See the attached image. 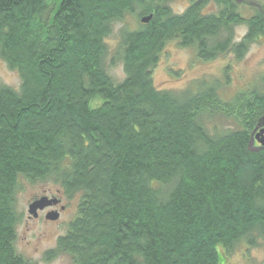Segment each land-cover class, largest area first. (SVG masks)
<instances>
[{"label":"trees","instance_id":"1","mask_svg":"<svg viewBox=\"0 0 264 264\" xmlns=\"http://www.w3.org/2000/svg\"><path fill=\"white\" fill-rule=\"evenodd\" d=\"M173 1L0 0V60L20 79L0 86V264H31L15 250L21 180L78 195L45 261L223 264L239 243L264 240V147L251 141L264 127V76L228 100L215 82L195 93L153 82L170 41L202 61L242 60L264 35V0H190L180 14ZM135 9L141 25L119 33L115 83L106 39ZM214 116L234 129L208 135Z\"/></svg>","mask_w":264,"mask_h":264},{"label":"rangeland","instance_id":"2","mask_svg":"<svg viewBox=\"0 0 264 264\" xmlns=\"http://www.w3.org/2000/svg\"><path fill=\"white\" fill-rule=\"evenodd\" d=\"M190 0H176L169 3L174 13H182L189 5ZM244 16L252 13L244 10ZM139 9L132 14L125 15L124 20L114 24L113 32L106 39L109 55L106 60V73L117 83L124 79L123 65L116 58L112 61L117 48L121 30L133 31L139 28ZM245 27L236 28L238 38L245 33ZM264 76V35L250 46L247 54L240 61L231 55H223L212 61H202L196 56L193 48H182L176 41H170L163 47L159 60L153 69L154 86L159 91L182 93L191 91L195 93L202 84L215 82L219 87V94L224 100L230 99L237 93L262 87L261 79ZM6 85L19 88L18 75L10 70L0 60V86ZM95 104H92L94 106ZM206 117V116H205ZM204 128L208 135H218L233 130L234 126L229 120L219 116L205 118ZM52 193L59 196L65 207L57 223L45 222L44 215L39 218L30 217L28 206L33 199L44 194ZM49 193V195H50ZM47 198V197H46ZM49 199V198H47ZM78 195L68 198L58 185L49 181L29 182L21 180L16 196V211L20 221L16 227V252L31 264H70L65 255L45 261L44 257L54 249L56 240L63 236L68 224L77 214ZM32 218L33 220H28ZM223 264H264V240H260L254 247L239 243L231 253L223 255Z\"/></svg>","mask_w":264,"mask_h":264},{"label":"water","instance_id":"3","mask_svg":"<svg viewBox=\"0 0 264 264\" xmlns=\"http://www.w3.org/2000/svg\"><path fill=\"white\" fill-rule=\"evenodd\" d=\"M151 20V16L141 19L142 24H147ZM252 143L256 141L260 147H264V127L259 129L255 138H252ZM50 205V201L47 198H41L28 206V214L30 217L36 218L37 211L43 210ZM46 219L49 221H56L58 219V214L51 212L46 216Z\"/></svg>","mask_w":264,"mask_h":264},{"label":"flooded vegetation","instance_id":"4","mask_svg":"<svg viewBox=\"0 0 264 264\" xmlns=\"http://www.w3.org/2000/svg\"><path fill=\"white\" fill-rule=\"evenodd\" d=\"M258 132V131H257ZM257 132L254 133V136L253 138H255V135L257 134ZM254 146H259V144L254 141L252 143ZM50 192L46 193L44 192V194L40 195L39 197H36L35 199L32 200V202L30 204H32L33 202L41 199V198H49L48 200L50 201V205L47 206L46 208H44L43 210H39L37 211V218L41 217L42 215H44V220L45 222H49L47 219H46V216L51 213V212H55L58 214V219L56 221H50L51 223H57L61 217V215L65 212V207L63 206L62 204V200L59 196H56V195H52V193ZM36 218V219H37ZM28 220H33L32 218H29L28 217Z\"/></svg>","mask_w":264,"mask_h":264}]
</instances>
